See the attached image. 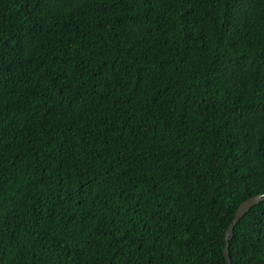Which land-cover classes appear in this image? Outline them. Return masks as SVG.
<instances>
[{
	"label": "trees",
	"instance_id": "obj_1",
	"mask_svg": "<svg viewBox=\"0 0 264 264\" xmlns=\"http://www.w3.org/2000/svg\"><path fill=\"white\" fill-rule=\"evenodd\" d=\"M257 195L264 0H0V264H227Z\"/></svg>",
	"mask_w": 264,
	"mask_h": 264
},
{
	"label": "water",
	"instance_id": "obj_2",
	"mask_svg": "<svg viewBox=\"0 0 264 264\" xmlns=\"http://www.w3.org/2000/svg\"><path fill=\"white\" fill-rule=\"evenodd\" d=\"M264 201V195H257L247 201L243 202L238 210L235 213L234 219L230 223L226 233H225V249H224V257L226 259L227 264H231V260L229 257V241L233 236L234 227L239 223V221L256 205H259Z\"/></svg>",
	"mask_w": 264,
	"mask_h": 264
},
{
	"label": "snow or ice",
	"instance_id": "obj_3",
	"mask_svg": "<svg viewBox=\"0 0 264 264\" xmlns=\"http://www.w3.org/2000/svg\"><path fill=\"white\" fill-rule=\"evenodd\" d=\"M225 70H227V69H225ZM234 71L238 72V71H240V70H239V69H234Z\"/></svg>",
	"mask_w": 264,
	"mask_h": 264
}]
</instances>
